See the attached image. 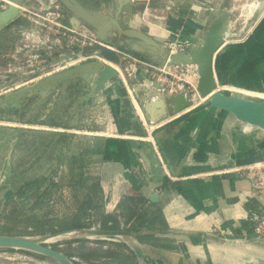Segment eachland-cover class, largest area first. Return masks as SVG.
Here are the masks:
<instances>
[{
    "label": "rangeland",
    "instance_id": "1",
    "mask_svg": "<svg viewBox=\"0 0 264 264\" xmlns=\"http://www.w3.org/2000/svg\"><path fill=\"white\" fill-rule=\"evenodd\" d=\"M204 1L208 5L210 0H197L203 5ZM190 2V13L194 15L195 10L192 8L196 0ZM255 2L259 7L260 0H212L213 9L205 10V5L200 13L206 15L208 23L202 30L200 39L195 41L197 46L201 43L209 22L215 17L226 13L228 15L229 28L227 33L225 31L223 33L224 44L215 56V79L221 91L228 95L234 94L235 88L264 93V9L261 12L256 11L247 22L244 21L245 15L242 14L246 4ZM26 3L29 6H37L36 0H27ZM0 4H4L3 0H0ZM64 10L69 14L65 8ZM19 19V23L0 30V234H48L70 226L80 227L87 224L99 228L105 215L116 216L121 227L129 228L133 219L127 222L130 213L128 207L132 206L139 211L142 205L138 204L136 199L132 200V197L137 198V196L132 194L133 188L128 182L118 184L123 174L117 170L113 169L115 175L111 179L110 189H103L101 180L106 175L103 173V163L97 156L93 158L88 155L86 134H84L86 130L76 124L77 113L88 105H94V98L86 105L82 102L78 103L82 99L83 81L95 83L97 75L86 74L83 80L81 78L73 82L65 80L33 90L31 87L34 85L73 67L56 73L52 71L57 67H41L30 75L21 72L5 73L4 70L9 62L8 55L20 42V30L31 27L25 18L20 16ZM130 25L150 31L148 26L133 20L130 21ZM136 42L131 41L130 44H126L124 39H118L113 43L131 53H137L131 47ZM73 51L80 53L81 49L76 46ZM137 54L144 60L161 64L153 61L149 56ZM64 58L55 53L48 59L47 64L60 63ZM46 73L51 74L20 88L15 87ZM130 85L131 89L134 88L135 91L138 89L137 82L134 81ZM27 88L26 93L17 94ZM146 90L148 96H145ZM138 91H140L139 97L136 99L145 112V104L152 102L158 93L155 89L143 88ZM241 95L264 100V97L259 95L252 96L245 93ZM99 97L108 111L107 119L103 124L91 125L99 133L104 131L107 135H112L111 131L107 130L119 124L117 119L119 111L125 113L126 118L138 113L119 75L106 84L105 90ZM172 98L174 96L169 97L167 103ZM191 98L188 96V99ZM203 104H195V101H192L189 111L199 109ZM174 117L167 115L163 120ZM175 120V118L169 120L167 125ZM44 121L60 125L53 126ZM139 127L141 128V124ZM255 165L247 166L255 167ZM135 172L140 177H145L147 174L145 169ZM118 197H120L118 205L112 208V202ZM102 241L89 240L84 244H61L58 249L76 264H109L108 254L127 252L118 245H112L113 242ZM161 243L164 242L156 241V248L146 246V253L151 255L152 252H161L159 246ZM245 243L246 245H240V248L233 247L231 249L233 256L228 260L204 264H264V238L259 240L256 237L251 239V243ZM247 251L248 253H245ZM241 254H244L243 257H237ZM84 257H88L89 260ZM0 264L57 263L24 252L0 251Z\"/></svg>",
    "mask_w": 264,
    "mask_h": 264
},
{
    "label": "crops",
    "instance_id": "2",
    "mask_svg": "<svg viewBox=\"0 0 264 264\" xmlns=\"http://www.w3.org/2000/svg\"><path fill=\"white\" fill-rule=\"evenodd\" d=\"M163 1L152 0L151 7L165 8L173 2L174 8L166 15L150 9L149 17L154 23L182 29L186 38L200 39L206 15L190 13L191 0ZM115 7L113 2L111 9ZM98 8L104 11L106 5L99 4ZM70 19L66 13L65 22L71 24ZM146 26L151 35L166 39L163 30ZM214 73L216 77L215 60ZM145 94L148 96L147 90ZM157 98L153 99L156 103ZM154 109L155 114H162L160 105ZM117 119L119 126L107 130L112 135L92 127L83 128L88 155L97 156L103 163V189H110L114 169L123 174L118 184L128 182L132 194L137 196L131 199L138 204L150 202L152 194L160 196L159 202L153 204L162 207L167 224L164 237L172 241L174 249L152 252L147 254L149 257L160 256L170 264L224 262L233 256V247L245 246V242L251 243L256 237L264 238L254 231L257 219L264 217V200L254 196L249 181L236 172L240 167L264 164V129L204 104L178 115L175 121L154 131L148 140L139 112L126 118L119 111ZM144 119L152 123L145 116ZM141 169L146 170L145 177L135 172ZM119 199L112 202V208Z\"/></svg>",
    "mask_w": 264,
    "mask_h": 264
},
{
    "label": "water",
    "instance_id": "3",
    "mask_svg": "<svg viewBox=\"0 0 264 264\" xmlns=\"http://www.w3.org/2000/svg\"><path fill=\"white\" fill-rule=\"evenodd\" d=\"M64 8L69 12L71 25L78 23L86 24L97 35V37L112 46L113 39H124L126 44L131 41H137L132 44L133 51L149 56L157 63H165L167 60L171 64H195L199 69V83L197 91L204 99L203 103L212 108L225 111L232 114L242 123L264 129V100H257L251 97L234 93L228 95L217 88L214 60L217 52L224 44V31L227 33L228 15L227 13L212 19L203 34L201 43L193 47L188 52L174 54L171 57L167 49L163 47L165 40L157 38L147 32L145 29H137L131 27L130 21L133 20L135 13L144 10V5L140 3H131L130 14L124 21L120 18L121 8L114 14L103 13L95 7L83 5L79 0H58ZM122 0H120V3ZM21 7L29 8L25 0H13L6 9L0 8V30L13 25L19 20L21 15ZM264 9V0H260V5L257 12ZM227 26V27H226ZM100 55L111 63L119 65L121 63L119 55L106 47L99 46ZM96 74V92L105 89V85L117 77V70L110 65H102L99 62H88L74 67L68 71L50 77L38 85L31 87L36 90L48 83L61 82L71 75ZM141 90V87H138ZM137 89V90H138ZM27 89L19 93H26ZM149 93V92H148ZM150 94V93H149ZM168 98H157V102L146 103L144 106L145 117L149 121L156 123L168 116L173 117L180 114L184 109L190 107L191 101L183 94L172 98L167 103ZM160 105L162 114H155L154 107ZM165 125L164 127H166ZM163 128V127H162ZM158 194H152L149 197L151 203H158L160 198ZM76 239L90 240H107V241H122L126 243L133 251L137 259V264H147L149 256L147 255L144 246L140 243L137 236L127 230H107L101 228H75L56 233L37 234V235H7L0 234V250H13L34 253L43 256L57 264H75V262L58 251L53 245ZM154 264H170L166 259L160 256L152 257Z\"/></svg>",
    "mask_w": 264,
    "mask_h": 264
},
{
    "label": "built area",
    "instance_id": "4",
    "mask_svg": "<svg viewBox=\"0 0 264 264\" xmlns=\"http://www.w3.org/2000/svg\"><path fill=\"white\" fill-rule=\"evenodd\" d=\"M36 1L38 4L36 7L20 8V16L25 18L31 27H25L20 30V42L12 53L8 55L9 62L4 70L5 73L21 72L24 75H30L40 70L41 67H57L52 71V73H56L83 63L99 62L103 65H110L117 70L133 103L135 100L137 101L135 96L136 91L134 88L131 89L130 84L135 81L138 86L144 89H155L161 98L184 94L187 99L188 96H191L192 98L188 100L191 102L195 101L196 104L198 97H200L197 91L200 78L197 65L171 64L168 60L158 65L150 60H144L141 56L132 54L130 51L122 49L119 46H112L101 41L93 30L82 23L76 25L66 23V11L58 0ZM129 1L144 5V10L152 9L156 13L163 15L168 14L174 8L173 2L169 3L165 8H152V0ZM211 1H208V5L204 1L205 4L203 5V3L196 0L192 9L201 12L203 6L206 5L205 10H212ZM3 2L4 4H0L1 9H6L10 4H13V0H3ZM207 23L208 20L206 19L202 24L203 30ZM164 26L162 28L168 31L169 35L165 39L163 47L168 50L170 57L176 53L188 52L189 49L197 46L195 40L183 36L182 29L173 31L171 28L167 26L165 28ZM76 46L81 49L80 53L73 51ZM99 46L115 51L119 55L121 63L117 65L106 61L100 55ZM55 53L65 58L60 63L48 65V59ZM50 74L39 75L28 82L17 84L15 87L20 88L29 82ZM216 85L218 88L217 82ZM219 90L221 91V89ZM203 101L200 103H203ZM174 118L161 120L156 123H147L143 118V125L148 135L146 139L151 138L154 131L164 127L168 124L169 120H173ZM236 172L241 173L249 181L250 192L257 198L264 200V164H256L255 167H240ZM254 231L258 236H264V217L257 219Z\"/></svg>",
    "mask_w": 264,
    "mask_h": 264
},
{
    "label": "trees",
    "instance_id": "5",
    "mask_svg": "<svg viewBox=\"0 0 264 264\" xmlns=\"http://www.w3.org/2000/svg\"><path fill=\"white\" fill-rule=\"evenodd\" d=\"M84 208L85 207H83V209ZM86 208L90 209V207L89 208L86 207ZM128 208H129L130 213L128 214L127 222L133 219L131 226L129 228L121 227L119 220L114 215H105L103 219L101 220L99 228L107 229V230H121V229L127 230L135 234L137 238L139 239L140 243L144 247L149 245L150 247L156 248L157 247L156 241L158 242L163 241L164 243L159 244L162 250H173L174 249V246L172 245V241L164 237L167 224H166V221L163 215L161 205L153 204L150 202H144L139 211H137L133 207H128ZM75 228H92V226L89 224H87L86 226H80V227L70 226L67 228H63L60 231L75 229ZM56 232H52V233H56ZM89 240L90 239H76V240H71V241H64V242H60V243L53 245V247L57 249L58 251H60V249H58V246L61 244H66V245H71L74 243L84 244L88 242ZM95 240L98 242H103L102 240H98V239H95ZM109 242H113L111 243L112 245H118V247L123 248L127 251L126 253L108 254L109 264H137L136 256L134 255L133 251L130 249V247L126 243L122 241H109ZM3 251H13V250H3ZM19 252H24V251H19ZM24 253H28L37 258L51 262V260L43 256H40L34 253H29V252H24ZM84 258L86 260H89L88 257H84ZM147 264H154L151 257H149Z\"/></svg>",
    "mask_w": 264,
    "mask_h": 264
},
{
    "label": "flooded vegetation",
    "instance_id": "6",
    "mask_svg": "<svg viewBox=\"0 0 264 264\" xmlns=\"http://www.w3.org/2000/svg\"><path fill=\"white\" fill-rule=\"evenodd\" d=\"M25 1H27V0H25ZM79 1L85 6L95 7V8H98L99 4H104V5H106V9H104V11L109 12L110 15H114L119 10V8H121L120 18L122 21H124L127 16H130V17L132 16V14H130L131 12H130L129 7L131 6V2L129 0H122L121 3H120V0H79ZM113 2H116V7L114 8L115 10L111 9V4ZM104 11H102V12L105 13ZM136 14L137 13H135V15ZM112 41L116 43L118 41V39L114 38ZM66 71H68V70H66ZM53 76H55V75H53ZM78 78H81V80H83L82 79L83 76H81V75H71L70 77L65 78L61 82L65 81V80L73 82V81L79 80ZM58 83H60V82H58ZM83 83L84 84H83V87L81 89L82 99H80V101L78 103L82 102V104L86 105V103L88 101H90L94 98V101H93L94 105L93 106L88 105L87 108L86 107H85V109L82 108V110L77 113V115L75 116L76 117L75 119L77 121L76 124L80 128L91 127V125H94V124H103V121L107 119L108 111H107V108L103 105L104 103L101 102L99 95L101 93H103V91L105 89H103L102 91L96 92V81H95V83L90 84L88 82V80H85V81H83ZM50 84H53V83L45 84L43 87L50 85ZM105 88H106V85H105ZM136 97H137V95H136ZM95 98L99 99V101L96 100ZM72 119H74V117ZM160 121L161 120H159L157 122H160ZM44 122L47 124L53 125V126H59L60 125V124H57L54 122H48V121H44Z\"/></svg>",
    "mask_w": 264,
    "mask_h": 264
},
{
    "label": "bare ground",
    "instance_id": "7",
    "mask_svg": "<svg viewBox=\"0 0 264 264\" xmlns=\"http://www.w3.org/2000/svg\"><path fill=\"white\" fill-rule=\"evenodd\" d=\"M145 8V7H144ZM257 9H258V3H251V4H246L244 7H243V10H242V14H244L245 15V22H247L253 15H254V13L257 11ZM149 12H150V9H146V10H143V11H140V12H138L135 16H134V18H133V20L134 21H137V22H139V23H142V24H144V25H151V26H155L156 28H159V29H161V30H163L164 31V33H165V37L164 38H167L168 37V31H166L165 29H163L162 27H160V26H158L157 24H155L154 23V21L149 17ZM201 12H198V11H196L195 10V14H200ZM206 20V19H205ZM205 20H202V24H203V22L205 21ZM223 46V45H222ZM220 50V49H219ZM176 54H178V53H176ZM105 59V58H104ZM106 61H108L107 59H105ZM110 62V61H109ZM111 63V62H110ZM235 91H236V93H245L246 95L247 94H249V95H252V96H254V95H259V96H263L264 97V93H257V92H255V91H253V90H248V89H245V90H243V89H238V88H235ZM234 91V92H235ZM182 95V94H181ZM184 95V94H183ZM185 96V95H184ZM257 97V96H256ZM264 99V98H263ZM204 99L200 96V97H198V99H197V101H196V104H198V103H200V102H202ZM134 104H135V106H136V108H137V110H138V112L142 115V117L144 118V112L142 111V109H141V106H140V104L138 103V101H134ZM190 108L191 107H188V108H186V109H184L180 114H182V113H185V112H188L189 110H190ZM180 114H178V115H180Z\"/></svg>",
    "mask_w": 264,
    "mask_h": 264
}]
</instances>
